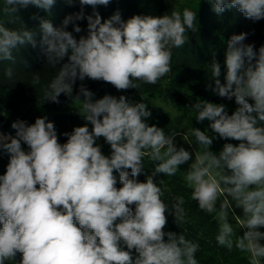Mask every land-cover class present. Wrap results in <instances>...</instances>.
<instances>
[{
    "label": "clouds",
    "instance_id": "clouds-1",
    "mask_svg": "<svg viewBox=\"0 0 264 264\" xmlns=\"http://www.w3.org/2000/svg\"><path fill=\"white\" fill-rule=\"evenodd\" d=\"M80 10L65 16L60 26L39 19V45L55 75L46 101L60 103L65 95L82 105L86 121L65 132L60 143L53 122L37 117L34 123L16 120L15 134L0 131V152L9 156L0 175V264H199V244L183 233L165 231L169 211L183 223L186 200L163 199L164 180L188 165L184 180L190 200L207 214H216V242L229 251L247 254L249 264H264V45L245 43L248 33L232 34L220 64L212 60L213 94L235 102L229 114L224 103L200 100L197 123L209 121V131L193 128L196 147L176 143L178 133L149 124L151 111L143 100L95 93L82 82L102 81L118 92L157 85L172 71L173 50L185 45L195 31L197 14L188 8L163 15H134L122 20L119 12L102 19L97 6L110 0H64ZM218 16L236 9L253 22L264 19V0H209ZM57 0H4L3 13L30 6L50 13ZM93 8L86 14L84 8ZM87 21L86 35L79 21ZM69 25L72 31H69ZM37 47V33L22 25L11 29L0 22V65L15 63L14 52ZM9 81L13 67L5 70ZM33 83L40 80L33 73ZM77 81H80L75 96ZM91 125L89 128L88 125ZM225 142L211 150L214 139ZM110 146L105 155L97 143ZM23 145L27 146V151ZM191 149V150H189ZM145 156L154 167L141 182ZM115 173L119 174L117 176ZM121 185L117 187V183ZM237 209L242 214H237ZM229 217L239 222L237 234ZM17 264V262H16Z\"/></svg>",
    "mask_w": 264,
    "mask_h": 264
},
{
    "label": "trees",
    "instance_id": "trees-1",
    "mask_svg": "<svg viewBox=\"0 0 264 264\" xmlns=\"http://www.w3.org/2000/svg\"><path fill=\"white\" fill-rule=\"evenodd\" d=\"M177 0H110L107 6H97L95 11L99 12L102 19H108L113 14L119 12L122 20H127L134 15H163L170 13L175 9ZM4 0H0V22L11 29H18L22 25L26 26L37 33V47L23 46L19 51L14 52L16 57L15 63L5 61L0 65V88L6 89L8 97L0 95V131L7 134H15V130L11 128V124L16 120H24L28 124L34 123L37 117H47L48 121L53 122L59 137L60 143H64L67 137L63 135L65 132H71L74 127L83 126L86 121L77 112L79 109H71L63 111L62 109L72 102L71 99L61 94L60 103L46 101L45 92L55 75L54 70L50 69L46 64V57L39 45L40 29L39 19L33 20L32 16L50 20L54 26H60L65 16L80 10L79 3L69 6L64 0H57V3L51 9L50 13L42 9L30 6L22 9L18 13L11 14L13 22L9 23L10 16L3 13ZM86 14H92L93 8L86 6L84 8ZM197 14L195 23V31L189 32L188 40L184 46L174 49L172 56V71L158 82L157 85L142 84L136 89H129L127 92H118L110 84L102 81L85 80L82 83L95 93V98H101L105 94H111L119 97L126 95L130 99L141 94L157 95L172 106L184 109L191 115L193 128L208 130L207 134L215 135L208 129L209 121L197 123L196 115L198 109L191 107L200 100H208L214 103H224L227 106L229 114L235 108V102L228 101L213 94L207 89V85L211 83L212 60L220 64L222 76L224 73V53L226 50L227 40L232 34L248 33L245 43L254 44L256 49L264 45V19L253 22L244 17L242 13L236 9L226 11L221 15H217L212 10V4L209 0H199V4L194 11ZM80 27L84 30L80 34H75L77 38L80 35H86L87 21H79ZM69 31L72 26L69 25ZM13 67L14 79L9 81L5 76V70ZM33 73H39L40 80L33 83ZM80 81H77L73 95L79 88ZM75 102V101H73ZM78 102V101H76ZM80 103V102H78ZM32 108H25L26 105ZM151 111V117L148 123L155 124L164 128L166 133L173 131V122L168 112L158 105H147ZM49 112V113H43ZM91 128V125H88ZM195 139V137H194ZM196 141V140H195ZM225 142L237 143L235 141H224L218 137L214 139L211 150L219 151ZM101 145L102 151L110 150L103 138L97 141ZM27 151V146L23 145ZM144 170L136 178L143 182L153 171L154 165L149 162L150 158H144ZM9 156L6 152H0V175L6 172ZM117 179L118 173H115ZM156 181L163 179L162 185L166 203L175 202L176 198L183 196L186 200L185 210L186 216L183 223H175L174 216L169 211L167 219V227L165 231H172L177 234L183 233L187 239L199 244V250L196 253V259L199 264H249L247 254L241 253L235 247L231 251L227 248L219 246L216 242V234L218 231L216 214L207 215L198 209L195 201L190 200V187L184 180L182 172H178L174 177H164L158 174ZM121 185L117 183V187ZM264 231V228L261 229ZM264 243V241H262ZM20 255L17 254L16 261L9 264H18Z\"/></svg>",
    "mask_w": 264,
    "mask_h": 264
},
{
    "label": "rangeland",
    "instance_id": "rangeland-1",
    "mask_svg": "<svg viewBox=\"0 0 264 264\" xmlns=\"http://www.w3.org/2000/svg\"><path fill=\"white\" fill-rule=\"evenodd\" d=\"M198 4H199V0H177L176 8L181 13L184 8H188L194 12ZM0 95L7 98L8 97L7 90L0 88ZM131 100L133 102H140L141 100H143V102H145L147 105H158V106L163 107L170 115L172 122H173V128L178 133L176 137V143L179 146H184L185 148H188L189 144L193 145L195 148L194 154H198L200 151L203 150L202 148L196 147V141L194 139V135L192 132L193 127H192L190 113H188L184 109H179L177 107L172 106L170 103L163 100L161 97L157 95L141 94V95L135 96ZM80 107H82V105L75 101V102H69V104H67L62 110L70 111L71 109H79ZM25 108L27 109V108H32V107L31 105L27 104ZM43 113H49V112H43ZM4 134L7 135V133H4ZM212 151L219 152L216 150H212ZM103 153L105 155H110V150H107ZM187 167L188 165L181 166L180 171L182 172L183 176L185 175ZM236 211H237V214H242L241 210L237 209ZM229 219L232 222L233 227L235 231L237 232V234H242V232L240 233L239 222H237L232 217H229Z\"/></svg>",
    "mask_w": 264,
    "mask_h": 264
}]
</instances>
